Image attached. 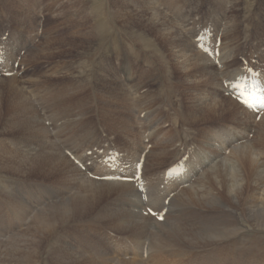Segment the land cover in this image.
<instances>
[{
	"label": "rangeland",
	"instance_id": "obj_1",
	"mask_svg": "<svg viewBox=\"0 0 264 264\" xmlns=\"http://www.w3.org/2000/svg\"><path fill=\"white\" fill-rule=\"evenodd\" d=\"M4 1L5 0L0 2V28L2 26V30L5 29L4 23L7 22L6 21L7 17H5V15L1 13V10H3ZM26 1L27 0H12L14 4V7H12V10H9L11 9L10 6H8L6 9L4 8L6 12L10 11V14H12L13 11H14L13 15L17 13L16 14L17 21H15V17L13 15H12V19H10L9 21L11 22L14 21V22L21 23V24L23 23L24 18H22V16H20L19 13H20V10H22V8L26 6V4L30 6V0L28 2ZM78 1L79 0H39L35 7H39V10L42 11L44 15L43 16L44 24L42 26L43 34L39 36L35 45L27 51L25 57H23L22 59V63H26L27 68H28L26 73H24L23 75L20 74V75L0 77V83L8 79H11V77L13 78L16 77L17 79H19L18 84L19 85L22 84L24 86L25 94L28 97L27 104L29 105V102H30L35 107H37L35 108V110L36 111L38 110L37 111L38 116H35V117H40V120H41L40 122L41 125L39 124V126L35 128L36 133L38 134L41 133L42 131L41 126L45 125L44 124L45 120H43L44 117H52L54 120H59L58 125L55 128L57 133L54 132L55 134H53L50 127L47 125L46 127L44 126V130L45 132L48 131L49 136L51 137L56 136L55 141L60 146V149L63 150V152L66 153V149L64 147L66 146L65 143H67L66 138H64V134L67 135L68 137H71L70 132L73 131L74 127L76 129L75 131H77V129L87 131L90 129V127L98 128V125H99L98 122H100L103 125H105L109 131L110 124L107 125V122H105V119L108 116L106 114L109 113L107 111L108 109L106 108V106H104L105 105L104 102H103V106H101V102L99 103L98 99H96V97H94L93 94L91 95L89 93V91H92L94 87V86L92 87V85H90L89 87V84L93 83L94 85H96L95 81H96L98 74L101 73L102 75H105L109 73L111 75L110 77L112 80L111 88L115 87L116 85H117L115 87L116 89L117 87L122 86V83L119 82L120 81L119 78H117V76H113L110 73L109 69L106 67L107 65L110 67H113V65L114 66L117 65V63L122 62V60H128L129 63L132 64V67H134V71H135V68L137 69L138 66L140 68L144 67L145 65L147 66L145 68L146 73L144 72L143 78H141L144 81L145 87L142 90H140L141 91L140 94H142L140 96H142L143 97L142 99H144V102L147 103L146 105L147 109H150V108L152 110L156 109V113L154 115L156 114L158 115L155 118L162 120L161 118L162 116L163 119H170L169 117L170 113L171 115H174L173 111L177 113L175 118L170 119V123L172 125H169L168 121L162 124L163 128H161V131L164 130L166 131L165 133L163 132L161 134V131L159 132L160 129L158 127L154 128L151 131L153 132L154 136L152 137V146L149 149V152L146 157V161L148 160L149 168L151 167L150 170L161 168L162 165H165L166 160L173 157V154L175 152L174 149L177 146L176 143L178 142L180 138L182 137L186 138L187 135L192 138H195V136H197L198 138L200 137L199 140L205 141L206 136H205V133H203V131L206 132L207 127L210 124L230 121L232 120V116H233L232 111L238 112V109L236 108V106H234L233 107L234 110H230V112H232L231 114L230 112H226L220 115L219 114L209 115V117L208 116L205 117V115L204 116L199 115V118H197L196 120L193 119L194 122L193 121L190 122L191 119L187 120L184 117V113L185 112L187 113V103L189 99L188 98L189 94L187 93L185 94L184 89H182V79L180 78V76H182L181 72L176 70V67L174 66V61L170 57L168 52L165 50V46H163L161 43L158 42L157 37H159V35L157 33L151 32L148 35L152 36L151 37L152 39L150 40L149 38H144L140 44L132 40L133 38L137 39L138 34H140L139 32L141 31L140 30L141 28L139 25H135L134 24L135 22L133 23V26H132L133 28L127 27L124 24L125 22L123 19H119V18L116 19L115 17H113L114 12L116 11V6H114V3L118 0L116 1L114 0L115 2L113 1L114 2L113 4H110L104 9H101L100 8L101 4H99L100 2H102V0H80L79 2ZM147 1L150 2L153 6H156L161 13L165 14L169 18H172L171 16L167 14L166 11L159 8L158 5L156 4L158 3L160 5H163L162 1L160 0H147ZM176 1L177 0H175V2ZM209 1H212V3L220 10L222 16L226 18L225 23L222 19H220L222 26H223L222 46L226 50L227 48H229L228 51L231 53V56H230L231 60L225 61V64L228 65L227 68H230L238 62L237 60H235V55L237 54V58H239L240 51L237 53L236 50L239 48L241 43H242V46H244L245 40H246L244 37L246 38L248 37V36H245V32H248L251 27H252L251 29H255V27L264 28V0H251V1L249 0H240V1L239 0H228V1L227 0H178V3L179 4L186 3V4H190L191 6H197L198 7L197 11L201 12L200 14L205 15L207 12L206 5H209L208 3ZM105 2L106 1H104L103 3ZM83 6L85 7L83 8ZM121 8L122 6H120V9ZM123 9L125 8L123 7ZM135 9H136L135 11H139V8H135ZM108 10L109 11L111 10L110 13H106L108 12ZM128 10L130 11L134 10L133 6H132V9L130 8ZM28 13L30 17L33 16L32 12H28ZM148 13L149 14L151 13L150 10L148 11ZM234 14H235L234 17H230V15H234ZM82 19H84V22L82 21ZM138 19L140 20L143 19L144 21H146L147 18L138 17ZM172 21L174 23V26L178 30L182 38V41L185 43L188 51L190 52L191 43H192V47L194 48V50L197 51L200 54V56H202L205 59V61L212 68L216 70L215 82L212 83V85L208 84L207 87H205L204 85L201 86L202 87L201 92H205L206 94L210 93L211 95L215 93L219 96H224V94L220 93V76H221V73L224 72V70H220L218 66L212 60L207 58L203 54V52H201L195 47L192 40L189 38V36L186 33H184V31L179 26L176 20L172 18ZM31 22L34 23V21H31ZM103 25L106 26L104 27L105 30L104 29L102 30ZM24 26L26 28L29 25L28 23L24 22ZM117 26H119V28ZM95 27H97V31L102 30L101 32H103V35H105L103 40H101L102 38H100L99 36L97 37L96 36L97 34L95 35V33L93 34L90 31L92 29L95 30ZM142 27L144 28V26ZM106 29H108V31H106ZM79 30H81L85 34H87L88 30L90 32V33L88 32L87 34L90 38H87V37L84 38L87 41H85L83 50L81 48V45L80 46L78 45L80 44L79 42L77 44L74 43L75 45H72L73 41L77 40L78 36L83 37V35L78 34ZM17 32L20 33L19 31ZM27 32H25L24 37L27 36L28 34ZM257 33L260 34V32H257ZM249 36L250 37L247 39V43L248 42L250 43L252 40H254V34H249ZM249 43L247 44L246 49H248ZM142 47H145V50L143 52L141 51ZM34 48H36V50L32 52L31 50ZM105 55H107L108 57H106ZM83 60H90V61L92 60V61L97 62V65L96 67H94L93 72H91V69H89L90 67L85 68L87 71H89L88 73L87 71H85L86 72L85 74H84L83 69L81 70L82 72L79 70L80 62H82ZM135 60L138 61L137 63L142 62L144 64L143 65L137 64ZM98 63L100 67L99 69L97 68ZM76 67H78V69ZM125 67L127 66H123V68ZM217 70H219V74L217 73ZM226 73L224 75H226ZM90 74H94V75L97 74V75L92 76ZM189 75H190L189 73H186V76L189 77ZM113 77L117 78V81L120 84H118V82H116V80H114ZM133 80L134 79L132 78V81ZM70 84L74 86L72 87ZM136 84H138L139 87L141 86V83H139V81H137ZM76 86H78V90L74 89ZM166 87L170 88L172 91L171 90L167 91ZM97 93L99 95L100 94L105 95V91L100 90V89L97 90ZM62 96H63V99H62ZM105 97L108 98V96H105ZM226 97H232V96L229 95ZM82 99L84 101H82ZM124 102L120 100L118 103L119 106H121L119 110L116 112V113H119V116H117L118 119L120 118V115L122 113L126 114V111L122 107ZM107 103L109 104V99ZM24 104L25 103L19 104L18 112L21 115L25 111L23 109ZM131 106H134V105L131 104ZM64 107L71 109L72 113L70 112L71 114L70 113L67 114L63 110L65 113L64 116L66 117V118L63 117L65 119L63 123L64 124L63 129H65L66 131L64 134H62V137H61L60 133H62V131L60 132L58 130H60L62 127V109ZM100 107H102L103 109L101 110ZM239 108L242 109L243 107L239 105ZM147 109H143L141 110V112L143 111L147 112V115H148L147 120H148L152 114H150V110H147ZM80 111L85 113V114H82L81 117L79 116L80 114L78 113ZM160 113L162 115H160ZM179 114L180 116H183L184 119L180 118ZM263 115L261 116V119L259 121L257 120L258 121L257 122L255 120V117L250 112H248V114L245 115V117L247 118V121L244 120L243 115H242V120H237V121H239L238 122L239 124H242L249 129L254 128L253 132H250L252 135L250 136L248 141L249 140L252 141L251 142L252 147H254L255 150L257 151V153L255 151L256 155L257 156L259 155L258 157L262 158V159L260 158L261 159L260 162L262 165V166L260 165V167H262L261 169L264 170V149H263L264 143H262L261 141L263 135L260 132L259 134H257V131H258L257 127L259 126L260 124L259 122L262 120ZM128 117H130V115ZM152 117L154 116L152 115ZM157 119H155L154 122L156 123L157 126H159L160 124L158 123ZM87 121L90 123L87 124ZM211 121L214 123H212ZM75 122H79L81 126H79V124ZM151 122L153 123L152 119H151ZM118 123L120 124V121ZM118 123H116L114 127H116ZM11 125L12 123L10 121L5 122L2 120L0 122V141H2L0 143V156L3 155L5 157V158H0V210H5L3 214L4 215L3 218H5L8 215V211H9L8 203H11L13 201V200L11 201V199H9L7 196L6 198H3L5 195L4 190H7L11 184L12 186L11 188L9 187V189H13L12 187L14 186V188L16 187L18 190H22L24 194L27 193V195L21 194V197H19V199L20 198L22 199V203L24 205L29 204L32 206L34 204L32 209L38 205V204L35 205L37 201L38 203H42L44 205V204L52 203L55 200L54 195H58V194L63 195L62 194V184L64 182V178L62 177L61 172L55 173L51 171L50 169L45 168V166H42L39 164L40 161L39 162L37 161L36 164L25 163L22 167H20L21 166L20 160H18V158L15 159L14 154H11L10 152L16 150L19 154L17 155L19 157H23L22 154L25 150V147L21 146L22 143L20 141L25 139V135H27L26 137L29 136L30 128L27 125H25L21 129L15 128L13 130L11 129V131H8V132L7 130H5L6 132L3 131L4 129H8ZM146 126L148 128L152 127V124L150 123V121L149 123L147 121ZM185 126L188 127L189 130H185L184 129ZM170 127H173V129L170 130ZM193 130L194 132L191 133ZM78 133H81V132H78ZM126 135H129V134H126ZM163 135L170 136L169 142H166L168 140H165L163 141L164 143H161L162 141L160 140V138ZM201 136L203 139L201 138ZM159 146L165 147L170 152L168 154L169 157H167L166 159L164 158L165 160L161 164L160 163L157 164V162L158 160H160V158L163 155L160 154L158 155L159 156L158 157L157 154L153 153V151H156V152L159 151V150L158 151L155 150L156 148H159ZM2 147L6 148V151L1 150ZM258 147H260V149ZM233 148L230 149L229 153H227L226 156L224 155L220 160L216 161L213 165L210 166V168H208L204 172L212 169L214 165L219 163L224 157L229 156ZM19 149H21L20 152H19ZM235 157L236 156L234 154L233 155L231 154L229 156L230 159H227V160L230 162H235L234 164H236ZM69 158L72 160V164L73 163L75 164V162L70 156ZM42 167L43 169H41ZM75 167L77 168L78 166H76L75 164ZM77 169H80V168L78 167ZM237 169L238 170L236 171H239V168ZM84 175H85V178L88 177L95 181L103 180V179L92 178L86 175L85 173ZM206 177L207 175L205 177L203 176L202 177L203 179L199 180V185H198V182L195 184L196 185L195 188L197 190H200V192H202L201 191L202 188L208 184ZM115 182H121V181H115ZM125 182H128V181H125ZM128 183H130L129 192L133 195V197L136 196L137 201L140 203L138 207L141 209L139 211L142 210L141 211L142 216L146 219V222L159 221L158 219H156L155 217L151 215H145L144 212L146 211V208L142 207L141 202H140L141 198H137L138 192H137L136 186L132 182H128ZM181 190L178 193L174 194L172 198H174L177 194H179ZM75 191L76 189H73L67 194L73 195ZM213 192L214 194L217 193L216 189ZM46 193H50L51 195L46 194ZM218 194L219 193H217V195ZM53 196L54 198H52ZM108 196H105L102 200H100L101 203ZM254 196L257 198L260 197V195H254ZM59 198H61V196H59ZM172 198L170 200V204L172 203ZM109 200H112L114 202H117V201L125 202L124 205L130 208L131 206L137 207L136 205H132V202L130 203V200L124 197L123 195L118 196V197L115 196L112 198L110 197ZM27 201H30L31 204L30 202L27 203ZM221 201L225 202L226 204L224 208H220V209L219 208L206 209L199 205H195L194 203L193 204L189 203V206L187 205V208L186 207H175L174 205H172V207L170 206L168 207L169 208L168 212L166 213L163 221L176 218L175 221H178L177 219H180V221L182 220V222H185L186 225L188 226L190 225V227L193 228L194 226L198 227L199 225L206 223V222H210L212 220H215V222L216 221L220 222L224 220V223L227 222V224L225 225L230 230L238 229V231H236V233H234L233 236L228 237L227 239H223L221 241L219 240L217 242H214L213 244L210 243L211 245L210 244L205 245L204 243L203 244V246L205 245L204 247L195 245L196 247H193V249L183 248V249H186L187 254L183 258L181 257L180 262H183L184 260L183 264H198V263L199 264H202V263L204 264H219V263H223V264H232V263L233 264H246V263L247 264H253V263L254 264H264V230L252 227L253 223L250 221V219L248 218V214H247L249 210L245 209L243 206L241 207L240 204L235 205V203L229 202V200L226 198L221 199ZM42 204L41 206H43ZM89 209L95 210V207H90ZM233 210L235 211V213ZM72 213L76 214L73 217H80V216H84L87 212H81L80 210L75 209L72 211ZM97 213L98 212H93V214L91 215L93 216ZM30 214H34V213H30ZM91 215L77 219L76 221H79L82 219L88 220V218H90ZM3 218H1L0 220H2ZM60 218H62V216L56 214V219H60ZM8 221H9L7 222L8 224L6 223L5 225L7 226L6 227L7 229L5 228L3 229L2 228L3 225L0 223V264H2L3 262H6L7 264L8 263L18 264L17 261L19 260V258H21L20 255L22 253L17 252L16 255H14L13 257H9V258H5L2 255V253L4 254L6 252H9L10 250H13L14 247H18L23 244H26V242L31 243L30 237H32L33 233H31V235H28L26 237V239L28 240L21 238L22 237L21 235L16 236L17 234L21 233L20 231H22L23 233L27 229V227H29L28 225H29L30 219L28 218V220H26L25 226L21 225L20 222L17 223V221L13 222L10 219ZM62 221H66V220H60L58 223H62ZM76 221L74 222L72 221V222L66 223L67 225L65 224L61 226L60 228L61 230H59V233L57 232L56 235H59L63 231H66V232L73 231L74 232L75 227L78 226V224L75 223ZM163 221H159V222H163ZM1 222H3V220ZM107 222L108 221H103V223H105L106 225L108 224L107 226L109 225L111 226V224ZM90 223L91 222H89V224ZM103 223L99 224L100 225L98 226L99 229L103 226ZM57 227H59V225ZM70 227L72 228L74 227V229L70 230L71 229ZM33 229L34 228H30L27 232L30 234V232H32ZM149 230H151V227H149ZM126 231L127 230H121V231L119 230L118 233L127 234L129 236L132 235V232L126 233ZM6 232L7 233L9 232V233L7 234ZM46 240L47 239L41 240V244L39 245V250H38L39 253L36 255L37 257L35 256L36 258H34V260H37V261L40 260L39 264H43V263L44 264H59V263L62 264V260L58 259L57 257H54L55 255L47 258L48 250L47 249L45 250L44 247L47 246L48 249H51V246H50V241L48 240L46 241ZM147 241L148 239L145 240L146 246H147ZM100 245L102 246L103 249H106L105 246L103 245V242ZM192 245L194 244H191L189 246H192ZM138 258L139 260L141 259L139 256ZM144 258L145 257L143 256V260ZM94 259L97 263H101L103 261L98 256H95ZM127 259H132V256L131 258H127ZM56 261L58 262L56 263ZM146 261H149V260H146ZM197 261L199 262L197 263ZM147 264H150V263L147 262Z\"/></svg>",
	"mask_w": 264,
	"mask_h": 264
},
{
	"label": "bare ground",
	"instance_id": "obj_2",
	"mask_svg": "<svg viewBox=\"0 0 264 264\" xmlns=\"http://www.w3.org/2000/svg\"><path fill=\"white\" fill-rule=\"evenodd\" d=\"M104 1H106L105 2L106 4L103 3ZM113 1L114 0H102V2L99 3L101 4L100 8L104 9L110 4H113L116 0L114 2ZM4 6L5 9L8 6H10L12 9V7H14V4L12 0H5ZM114 6H116L117 12L116 11L114 12L113 17H115L116 19L117 18L123 19L125 22L124 24L127 27L133 28L132 26L134 22L135 25L140 26L141 28L140 29L141 31L139 32L140 34H138L137 39H134L132 37L133 38L132 40L140 44L144 38H149L150 40L152 39L151 38L152 36L148 35L151 32L157 33L159 35V37H157L158 42L161 43L163 46H165V50L168 52V54L174 61V66L176 67V70L181 72L182 76H180V78L182 79V89H184L185 94L186 93L189 94L188 97L189 99L187 103V113L186 112L184 113V117L187 120L191 119L190 122H192L193 119L196 120L197 118H199V115L202 116L205 115V117L206 116L209 117V115L224 114L226 112H230V110H234L233 109L234 106H236L238 112L232 111L233 112L232 120L234 121L242 120V114L244 115L248 114L249 111L245 109L243 105L233 97L219 96L215 93L211 95L210 93L206 94L205 92H201V88H202L201 86L204 85L205 87H207L208 84L212 85V83L215 82L216 70L212 68L205 61V59L202 56H200V54L197 51L194 50V48L192 47V43H191L190 52L188 51L185 43L182 41V38L178 30L174 26V23L172 21L173 17L169 18L165 14L161 13L156 6H153L147 0H118L114 3ZM120 6H122L121 9ZM132 6L134 10L132 11L128 10L130 8L132 9ZM84 7L85 6H83V8ZM123 7L125 9H123ZM135 8H139V11H135L136 10ZM149 10L151 12L150 14L148 13ZM110 11L108 10V12L106 13H110ZM4 12L7 13L5 10ZM234 16L235 14L230 15V17H234ZM138 17L147 18V19L146 21H144L143 19L141 20L138 19ZM82 21L84 22V19H82ZM142 26H144V28ZM104 27L106 26L103 25L102 30L103 29L105 30ZM117 27L119 28V26ZM102 30L97 31V27H95V30L92 29L90 31L93 34L95 33V35L97 34L96 36L97 37L99 36L100 38H102L101 40H103L105 35H103V32H101ZM106 31H108V29H106ZM88 32L89 30L87 31V34ZM258 32L261 33V31ZM78 34L83 35V37L78 36L77 40L73 41L72 45H75L79 42L80 44L78 45L79 46L81 45V48L83 50L85 41H87L84 38L86 37L90 38V37L81 30H79ZM34 50H36V48L32 49L31 51L33 52ZM144 50L145 47H142L141 51L143 52ZM96 65H97L96 61L83 60L82 62H80L79 70L81 71L83 69L85 74L86 73L85 71H87L85 68L90 67L89 69H91V72H93L94 71L93 69L94 67H96ZM225 65L227 69L228 65L227 64ZM76 68L78 69V67ZM97 68L98 69L100 68L99 63ZM123 69L126 73H128V67H125ZM88 72L89 71H87V73ZM186 73L190 74L189 77L186 76ZM217 73L219 74V70H217ZM90 75L95 76L97 74L95 75L90 74ZM110 76L111 75L109 73L105 75H102L101 73L98 74L95 81L96 85H94L93 83L89 84V87L90 85H92V87L94 86L92 91H89V93L91 95L93 94L94 97L98 99L99 103L101 102V106H103V102L105 103L104 106H106V108L108 109L107 111L109 113L106 114L108 116L106 119L104 117V119L107 122V125L110 124L109 126L111 129L112 128L115 129L120 128L122 130L130 129L132 125L131 122H129L130 118L127 116V111L129 108H134L136 106L135 96L131 97V93L129 89L123 84L122 86L117 87V89L115 88L117 85L111 88L112 80ZM14 78L11 77V79H8L0 83V122L3 120L5 122L10 121L12 123V125L8 129L3 130L4 132H6L5 130H7L8 132L11 131V129L13 130L15 128L21 129L22 127L27 125L30 128V133L29 136L26 137L27 135H25L22 132L25 135V139L24 140L21 139L22 141H20L22 143L21 146L25 147L23 154L21 153L23 157H19L18 156L19 154L16 150L11 151L10 153L14 154L15 159L18 158V160H20L21 162L20 163L21 166L19 165L20 167H22L25 163L36 164L37 161L38 162L40 161L39 164L45 166V168H48L55 173L61 172L62 177L64 178V182H63L64 185L62 184L63 195H59V194L54 195L55 200L52 203H48L44 205L42 203H38L37 201L35 205L38 204L39 206L37 205L33 209L32 207L34 204L32 206L29 204L24 205L22 203V199L21 198L19 199V197H21V194L22 195L24 194L22 190H18L16 187L14 188V186L12 187L13 189H9V187L11 188L12 184L8 187L7 190H4L5 195L3 198H6L7 196L9 199H11V201L13 200L12 202L14 203L12 202L8 203L9 211H8V215L5 218H3L4 217L3 214L5 210L0 211V217L3 218L2 219L3 224H5L10 219L13 222L14 221H17V223L20 222L21 225L25 226L26 220H28L29 218L30 219L28 225L29 227H27V229L23 233L22 231H20L21 233L17 234L16 236L21 235L22 237L21 236L19 237L26 239L28 235H31V233H33L32 237H30L31 239L29 238L31 243L26 242V244H23L18 247H14L13 250H10L9 252H6L4 254L2 253V255L5 258L13 257L18 252V253H22L20 255L21 258H19V260L17 261L18 264H39L40 260L37 261L34 260V258H36L37 257L36 255L39 253L38 250H39V245L41 244V240L47 239L48 241H50V246H51V249H48L47 246L44 247L45 250L46 249L48 250L47 258L55 255L54 257H57L58 259L62 260V264H78V263L79 264H147V262H149L150 264H183L184 260L182 259L183 262H180V259L181 257L183 258L187 254L186 252L187 248L193 249V247L196 246L204 247L205 245H209L210 243L213 244L214 242H217L219 240L221 241L223 239H227L228 237L233 236L234 233H236V231H238V229L230 230L225 225L227 224V222L224 223V220L220 222L217 221L215 222V220L206 223L202 222L203 224L199 226L197 225L198 227L194 226L193 228L190 227V225L189 226L186 225V223L182 222V220L180 221V219H177L178 221H175L176 218L171 220L168 219L163 222H159V221L146 222V219L142 216V212H141L142 210L135 212L134 210H131L130 207L124 205L125 202H121V201L114 202L112 200H109L110 197L112 198L115 196L118 197L123 195L124 197L130 200V203L132 202V205H136L137 207L140 205L137 199L135 200L133 198V195L129 192L130 183L125 181L115 182L107 179L95 181L88 177L85 178V175L82 172V170L77 169L78 167L76 168L75 164L74 163L72 164V160L69 158L67 153L63 152V150L60 149V146L55 141L56 136L51 137L49 136L48 131L45 132L44 126L46 127V125L41 126L42 131L40 134L36 133L35 128H37L41 122L40 117H35L38 116L37 115L38 110L37 111L35 110V108L37 107H35L30 102L29 105L27 104L28 97L25 94V88L22 84L21 85L18 84L19 79H17L16 77ZM113 78L114 80H116V82H118L117 78L115 77ZM127 78L128 80L132 81V77H127ZM119 82L118 84H120ZM70 85L72 87L74 86L72 84ZM78 86H76L74 89L78 90ZM142 86L143 85L139 87V85L135 83L136 89H139ZM99 89L105 91V95L103 94L99 95L97 93V90ZM166 90L168 91L171 89L166 87ZM105 96H108V98ZM140 97L143 98L142 96ZM108 99H109V104L107 103ZM138 99L139 98L137 97V100ZM120 100L122 102L125 101L122 107L126 111V114L122 113L120 115V118L118 119L117 116H119V113L116 112L121 107L118 104ZM82 101L84 100L82 99ZM22 103H25L23 106V109L25 111L21 115L18 112V108H19V104ZM131 104H133L134 106H131ZM239 105L242 106L245 111L243 109H241L240 111ZM65 108L66 107H64L63 110L67 114H69L70 112L72 113L71 109L69 108L65 109ZM100 108L101 110L103 109L102 107ZM82 111L78 112L80 114L79 115L80 117L82 114H85ZM232 112H230V114ZM184 117L180 116V118L183 119ZM244 120L247 121V118L244 117ZM119 121L120 124L118 123ZM75 123L79 124V122H75ZM116 123L118 124L116 125V127H114ZM259 123L260 124L257 127L258 130L257 134H259L260 132L263 135L261 141L262 143H264V115ZM61 131L62 130L60 129V132ZM129 131L130 130L123 131L124 136H126V134H128ZM169 139L170 136L167 135H163L160 138V140L162 141L161 143H164L163 141L165 140H168L166 142H169ZM1 142L2 141H0V143ZM251 142L252 141L250 140L245 141L242 144L236 145V147L232 149L230 155L234 154L236 156L235 157L236 164H234L235 162H230L227 160L230 159L229 158L230 155L224 157L219 163L214 165L212 169L200 174V176L197 178V180L192 186L182 189L179 194H177L174 198H172V203L169 206L172 207V205H174L175 207L187 208V205L189 206V203L190 204L194 203L195 205H199L206 209H210V208L220 209V208H224L226 204L225 202H222L221 199L226 198L229 200V202H233L235 203V205L240 204L241 207L243 206L245 209L249 210L247 214H248V218L253 223L252 227L264 230V170L261 169L262 167H260L261 165L260 160L262 158L260 157L261 158L260 159L258 157L259 155L258 156L256 155L257 151L255 150L254 147H252ZM258 148L260 149V147ZM1 150L6 151V148L2 147ZM20 150L21 149H19V152ZM155 150L157 151L159 150L158 152L153 151V153L157 154V156L160 154L163 155L162 156L163 158L161 157L160 160H158L157 164L158 163L161 164L167 157H169L168 154L170 152L165 147L159 146V148H156ZM0 158H5V157L1 155ZM237 168H239V171H236L238 170ZM41 169H43V167ZM206 175H207L206 179L208 184L205 185L201 190L202 192H200V190H197L195 188L196 187L195 184L198 182L199 185V180L203 179L202 177L203 176L205 177ZM73 189H76L75 193L73 195L70 194L68 195L67 193L72 191ZM215 189L216 192L219 193L218 195L217 193L214 194L213 191ZM25 194L27 195V193ZM46 194L51 195L50 193H46ZM254 195H260V197L257 198ZM54 196L52 198H54ZM59 196H61V198H59ZM105 196L108 197L105 198L104 201L101 203L100 200H102ZM137 198H140L139 194H137ZM141 201L142 200L140 199V202ZM28 202L30 201H27V203ZM41 204L43 206H41ZM90 207H95V210L94 209L90 210L89 209ZM75 209L87 213L84 216L73 217L76 215L72 213V211ZM93 212H98V213L92 216L91 214H93ZM30 213H34V214H30ZM56 214L62 216V218L56 219ZM89 215H91V217L88 218V220L82 219L76 221L77 219L87 217ZM60 220H66V221H62V223H58ZM72 221L73 222L76 221L75 223L78 224V226L75 227V229L74 227L73 228L70 227L71 228L70 230L74 229V232L73 231L66 232L63 231L62 229L63 232L60 233L59 235H56V233L57 232L59 233V230H61L60 229L61 226ZM103 221H108L107 223H110L111 226L110 225L107 226L108 224L106 225L105 223H103ZM89 222L91 223L89 224ZM102 223L103 226L101 228L107 227L111 230L113 229V231L117 233L119 230L120 231L127 230L126 233L132 232V235H130L131 238H133L136 241V244L138 243L140 246H144L145 240L148 239L147 246L146 244L145 246L151 252V255L149 256L148 259L149 261H146L145 259L143 260V257L141 258L140 256L139 257L141 259L139 260L137 255L132 256V259H127L126 255H128V253L126 255L120 253L116 254L115 252H112L109 249H103L102 246L100 245L102 243L100 242V235L98 234L100 232L99 230L101 229V228L99 229L98 226H100L99 224ZM58 225L59 227H57ZM149 227H151V230H149ZM30 228H34V229L29 234L27 231ZM204 243L205 245L203 246ZM191 244L194 245L189 246ZM95 256L100 257L103 261L101 263H97L94 259ZM57 262L58 261H56V263ZM198 262L199 261H197V263ZM2 264H7V263L3 262ZM219 264H223V263H219Z\"/></svg>",
	"mask_w": 264,
	"mask_h": 264
},
{
	"label": "snow or ice",
	"instance_id": "obj_3",
	"mask_svg": "<svg viewBox=\"0 0 264 264\" xmlns=\"http://www.w3.org/2000/svg\"><path fill=\"white\" fill-rule=\"evenodd\" d=\"M244 103L247 104V101H245Z\"/></svg>",
	"mask_w": 264,
	"mask_h": 264
}]
</instances>
